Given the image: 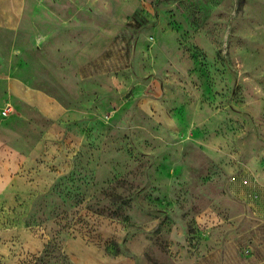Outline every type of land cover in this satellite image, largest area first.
<instances>
[{"label": "rangeland", "instance_id": "374dc122", "mask_svg": "<svg viewBox=\"0 0 264 264\" xmlns=\"http://www.w3.org/2000/svg\"><path fill=\"white\" fill-rule=\"evenodd\" d=\"M0 264H264V0H0Z\"/></svg>", "mask_w": 264, "mask_h": 264}, {"label": "built area", "instance_id": "2783aa9c", "mask_svg": "<svg viewBox=\"0 0 264 264\" xmlns=\"http://www.w3.org/2000/svg\"><path fill=\"white\" fill-rule=\"evenodd\" d=\"M4 113L6 114V111Z\"/></svg>", "mask_w": 264, "mask_h": 264}]
</instances>
